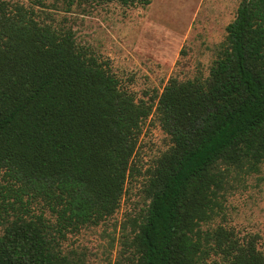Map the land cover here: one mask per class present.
Listing matches in <instances>:
<instances>
[{
    "label": "trees",
    "instance_id": "16d2710c",
    "mask_svg": "<svg viewBox=\"0 0 264 264\" xmlns=\"http://www.w3.org/2000/svg\"><path fill=\"white\" fill-rule=\"evenodd\" d=\"M224 30L207 74L135 99L70 27L0 0V264H86L62 242L118 208L152 113L169 146L116 264H264L256 234L215 223L264 163V0H239Z\"/></svg>",
    "mask_w": 264,
    "mask_h": 264
},
{
    "label": "rangeland",
    "instance_id": "374dc122",
    "mask_svg": "<svg viewBox=\"0 0 264 264\" xmlns=\"http://www.w3.org/2000/svg\"><path fill=\"white\" fill-rule=\"evenodd\" d=\"M9 1L32 9L41 23L70 27L75 42L88 46L106 62L119 85L135 99L158 93L170 77L184 80L207 74L214 47L222 40L224 27L239 2L149 0L146 5H123L116 1ZM168 146L169 140L152 113L141 125L132 157L134 169L118 208L97 225L67 234L63 249L74 251L86 264H116L121 233L129 231L131 220L142 213L147 201L143 195L146 177ZM225 205V217L215 223L232 230L239 239L256 234V246L264 253V163L244 177ZM4 214L0 208V217Z\"/></svg>",
    "mask_w": 264,
    "mask_h": 264
}]
</instances>
